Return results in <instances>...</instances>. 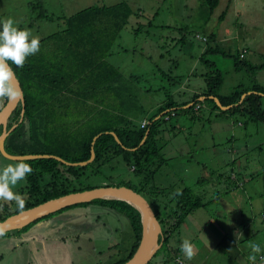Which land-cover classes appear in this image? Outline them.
<instances>
[{
	"label": "rangeland",
	"instance_id": "obj_1",
	"mask_svg": "<svg viewBox=\"0 0 264 264\" xmlns=\"http://www.w3.org/2000/svg\"><path fill=\"white\" fill-rule=\"evenodd\" d=\"M30 3L37 4L35 0H0V22L11 18L18 28L29 30L39 40L62 31L66 18L86 8L125 3L131 9L133 13L106 61L120 71L122 77L133 74L138 77L137 87L141 85L142 89L151 90V95L144 93L142 99V94L135 90V83L123 87L125 83L121 80V83L117 82L118 90L111 89L108 93V101L121 116L127 114L124 99L131 97L133 101L137 96L133 102L136 107L142 101V113L136 115L138 119L132 118L134 125L140 124L143 118H152L157 106L163 102L172 100L181 104L191 101L192 89H206V75L213 70L219 71L223 78L221 95H229L238 86L249 89L258 84L264 87V69L236 68L233 62L245 50L241 61L256 67L263 64L264 0H219L206 23L202 0H42L34 11H30ZM224 12L223 19L219 20ZM42 13L48 19L41 17ZM31 23L33 26L29 25ZM212 34L214 41H202ZM207 48L218 49L205 57L213 67H207L200 60ZM203 104L204 107L197 112H181L182 108L177 106L170 120L164 121L163 117L159 126L156 140L160 149L158 159L162 161L150 186L172 193L187 187L204 203L185 219V224L172 238L177 239L179 235L182 242L213 244L209 241L212 234L204 229L219 235L223 228L229 237V228L237 227L245 220L251 225L254 222L247 234L253 240L258 237L264 242V222L261 219L264 215V122L223 114L209 104ZM261 104L264 108V98ZM3 106L4 101H0V109ZM70 107V110L56 111L52 121L68 123L71 118L76 119V106ZM78 111H81L80 106ZM30 146L26 152L30 151ZM15 163L17 161L0 157V168ZM204 172L207 174L205 178L202 177ZM128 181L132 186L138 185L130 167L121 157H116L101 168V175L90 176L85 183L115 187ZM24 184V181L18 183L13 190L21 195L18 190ZM142 197L155 214L160 209L157 202L171 200L172 194L158 195L156 201L147 193H142ZM4 202L11 208L18 207L16 201ZM65 213V219L72 222L66 234L71 232L81 237L90 234V241H85L82 253H79L83 257H74V263L111 264L125 259L134 239L128 220L122 214L97 204L70 208ZM247 240L243 243L251 242ZM170 243L172 245V240ZM208 244L202 246L201 251L210 255L213 261L223 260L221 254L212 253L214 250L211 251ZM92 247L95 254H107L109 249L111 252L115 250V254L109 259L103 254L96 262L90 252ZM7 248L0 240V256H3L0 264H24L30 259L27 250L20 246L10 253ZM62 257L70 258L65 253ZM155 258L152 262L156 261ZM167 264L175 262L169 260Z\"/></svg>",
	"mask_w": 264,
	"mask_h": 264
},
{
	"label": "trees",
	"instance_id": "obj_2",
	"mask_svg": "<svg viewBox=\"0 0 264 264\" xmlns=\"http://www.w3.org/2000/svg\"><path fill=\"white\" fill-rule=\"evenodd\" d=\"M35 1L37 4L30 3V11H34V8L42 3V0ZM218 4L219 0H202L201 9L205 13V23ZM132 13L125 3L81 10L65 19V27L62 31L41 39L40 51L30 56L23 68L13 66L23 92L24 113L21 117L22 107L18 105L9 117L7 129L17 126L5 140V151L14 156L54 155L66 162L78 163L87 161L93 149L95 158L92 163L84 167H69L53 159L23 161L33 169L24 181L23 187L18 190L24 201L23 206L18 204V207L11 208L9 203L0 201V222L47 201L98 188L99 186H91L85 182L90 176L101 175V168L104 165L109 164L116 157H121L137 178L138 185L132 186L128 181L115 187L132 189L141 196L142 193H147L154 198V201L159 200L158 195L172 194L171 200L157 202L160 209L155 213L162 228L163 240L154 257L164 255L168 261L173 260L169 250L172 236L178 233L185 219L193 211L203 207L204 203L187 187L172 193L150 186L156 168L162 161L158 159L160 149L156 140L160 133V122L163 121V117L171 115L170 110L174 107V103L164 102L156 114L147 120V125L141 128L140 125H134L118 114L116 108L114 109L113 104L107 99L110 90H114V84L120 78V73L107 63L106 58L110 55L113 44ZM224 15L225 12L220 15L219 20L223 19ZM40 16L48 19L45 13ZM29 25L33 26L32 23ZM208 40L214 41L215 36L209 35ZM216 52H218L217 48H207L200 60L207 67H213L205 57ZM241 60L240 57L235 58L234 67L246 66L252 71L264 69V62L256 67ZM205 80L206 89L202 94L193 96L191 100L193 105L181 109V112L191 111L197 105L201 106L205 103L223 114L246 116L253 122H264V108L261 104L264 97L260 95H264V87L258 84H253L249 89L238 86L229 95L223 96L219 93L223 84L219 71H211L206 75ZM248 92L251 94H247ZM244 94L247 95L241 100ZM200 96L205 97L204 102L197 101ZM210 96L217 98L222 106L233 105V107L221 111L216 103L208 98ZM70 105L76 106L75 112H78L76 119L71 118L72 121L68 123L52 121L56 111L70 110ZM79 106L81 111H78ZM166 110L167 113L154 120ZM147 131L148 135L144 143L138 147ZM110 132L116 135L121 144L115 141ZM96 136L98 138L92 145ZM29 145H31L30 151L26 152L25 149ZM135 148H137L135 151H131ZM0 157L3 156L0 154ZM154 201L153 205H155ZM89 204L108 208L122 214L128 220L134 241L124 260L111 263L124 264L133 256L140 242L139 213L125 202L102 199L70 206L56 213ZM29 226L22 230H27ZM167 261L164 264H167Z\"/></svg>",
	"mask_w": 264,
	"mask_h": 264
},
{
	"label": "crops",
	"instance_id": "obj_3",
	"mask_svg": "<svg viewBox=\"0 0 264 264\" xmlns=\"http://www.w3.org/2000/svg\"><path fill=\"white\" fill-rule=\"evenodd\" d=\"M202 41H203V38H202ZM203 42H206V43L209 42L208 38H205V41ZM110 56L111 55H109V57ZM241 59H244V57ZM107 60H108V57H107ZM133 75H130L129 77L124 78L120 74V78L114 84V87H115L114 90H118L117 82L121 83V80H122L125 83L123 87L127 85L129 86V84L133 85L135 83V86H134L135 90H138L142 94V99H143L144 93L147 96L151 95L150 89L148 88L142 89L141 85L139 87L136 86V83H138V80H137L138 77L133 76ZM204 90L205 89L194 88L192 89L191 94L193 96L200 95L202 94ZM117 95L118 94H115V97H117ZM203 98H204L203 96H200L199 98H197V101L204 102L205 99L203 100ZM136 99H137V96L135 97L133 101L131 97H129L128 99H124L126 101V104L123 105V107L127 110L126 112L127 114H124V117L131 123L133 122L132 118L136 119L137 116H139L143 110L142 101L139 103L138 107H136L133 104V102ZM163 104L164 102L160 104L159 106H157L156 110H158V108ZM181 105H184V106H181ZM189 105L190 107L193 105V102H191L190 100L182 102L181 104L174 103L175 108L172 107L170 111L171 113H173L176 110L177 106L181 107L182 109H186L188 108ZM203 107H204V104L200 106L199 110H201ZM132 108L134 109L133 112L131 111ZM199 110H196L195 107L193 109V111L195 112ZM167 112L168 110L164 111L162 114L157 116L154 120L162 117ZM167 117H168V120H170L171 116L169 115ZM143 120L147 121L148 118L141 119L140 124H135V125L137 126L141 125ZM168 120H164V121H168ZM206 175L207 174L204 172L202 177L205 178ZM61 213H53V214H50L49 217L45 216L43 218L37 219L34 222L28 224L30 226L25 231H23L22 229L28 225L20 229L8 231L9 233L8 235H4V234L0 235V240H2L3 244H6L8 246L6 250L7 253L8 252L10 253L12 249H15L17 246H20L21 248H24L27 250L26 252L28 253L30 257V259L24 264H76V262L74 263L73 258L75 257L76 259H78L80 256L83 257V255H80L79 253H82L81 249L82 247L85 246V241L86 242L90 241V234L85 233L84 235H82V237L79 234L74 235L71 232L66 234L67 232L66 229H70L71 227L70 224L72 222L70 223V221L65 219V217L67 216V215H63V214H67L65 213V211ZM263 217L264 215L261 216L262 222H264ZM241 221H243V219H241ZM253 227H254V222L251 225L250 221L248 222L244 220L243 222H241V224H239V226L229 228V230L231 231L229 232V237L227 234V230L225 231L223 228L219 230L220 231L219 235L216 234L212 230L204 229L206 233L212 234V236H210L211 239L209 241H212L213 244H208L204 241L199 242L196 245L193 244L194 249H195V255L193 256L191 260L187 259L180 250V246L183 242L179 239V235L177 239L173 237L171 239L172 245L170 243V249H169L173 257L172 261H174L175 264H178L179 261L183 264H229V262L231 261L232 263L230 264H248L249 256L252 254L251 248L253 244H258L262 249L261 253L256 254V256L257 257L264 256V242L260 240L258 237L254 238L253 240V238L247 234V232L251 230L250 228H253ZM205 228H207V226ZM247 238H248L247 241L250 240L251 242L243 243V240H246ZM223 241L225 242L228 241V243L222 246L221 243ZM207 244L209 245L210 248H212L211 251L214 250L212 253H215L218 255L221 254L222 258L224 259L230 258V259L229 260L219 259V260L213 261L209 257L210 255H205L204 252L201 251V247ZM94 249L95 248L92 247L90 252L92 256L96 258L95 259L96 262L100 260L103 254H105L108 259L111 257V255L115 254V250L111 252L110 249L107 251V254L106 252L104 253L100 252L98 254H95ZM63 253H65L66 255L69 254L70 258L62 257ZM2 260H3V256H0V263H2ZM152 260L148 264H164V262L167 261L164 255H159L158 257H156L155 262H152ZM259 264H264V260H261Z\"/></svg>",
	"mask_w": 264,
	"mask_h": 264
},
{
	"label": "water",
	"instance_id": "obj_4",
	"mask_svg": "<svg viewBox=\"0 0 264 264\" xmlns=\"http://www.w3.org/2000/svg\"><path fill=\"white\" fill-rule=\"evenodd\" d=\"M17 86L21 89L18 80H17ZM247 94H251V92H248ZM247 94L242 95L241 100ZM260 95L264 97V95L262 94ZM208 98L212 99L221 111H227L233 107V105L222 106L219 100L215 97L210 96ZM204 99L205 97L203 98V100ZM18 105H21L22 107V111H21V117H22L24 113L23 92L19 100L12 101V102L6 101L4 106L0 109V127L2 129V132L0 134V154L3 157L11 161H27V160H34V159H53L69 167H84L93 162L95 158V153L93 149H91L90 158L87 161L78 162V163H69V162L64 161L60 157H57L54 155L14 156V155L8 154L5 151V147H4L5 140L7 136L11 133V131L17 125H14L10 129H7V122H8L10 115L13 113V111L17 108ZM189 107L190 105L188 106V108ZM109 134L114 136L115 141L118 144H121L113 132H110ZM147 135H148V131L145 133V136L142 139L138 147L142 146ZM98 136H96L93 139L92 145L95 143ZM136 149L137 148L131 149V151H135ZM98 199L122 201V202L129 204L135 210H137V212L140 215L141 238H140V242H139V245L135 253L124 264H148L154 258L155 254L158 252V250L160 249L162 245V240H163L162 228L151 206L148 204V202L141 195L137 194L132 189H129L126 187H111V186L98 187V188H94V189L87 190V191L68 194L60 198L47 201L34 208L24 210L15 215H12L8 217L7 219H5L4 221L0 222V232L5 233L11 230L20 229L34 222L37 219L43 218L45 216H49L50 214L56 213L64 208L74 206L77 204H81V203H89L91 201L98 200Z\"/></svg>",
	"mask_w": 264,
	"mask_h": 264
},
{
	"label": "clouds",
	"instance_id": "obj_5",
	"mask_svg": "<svg viewBox=\"0 0 264 264\" xmlns=\"http://www.w3.org/2000/svg\"><path fill=\"white\" fill-rule=\"evenodd\" d=\"M40 51V40L34 37L27 29H20L16 22L8 18L0 22V101H17L22 96L21 89L17 86L16 73L13 66L23 68L30 56ZM33 172L32 167L23 161L9 164L0 168V201H16L23 206V198L13 189ZM0 235H3L0 232ZM184 256L191 260L195 255L194 245L189 240H184L180 246ZM262 249L258 244H253L249 260L255 264L256 254ZM264 260V256L260 257Z\"/></svg>",
	"mask_w": 264,
	"mask_h": 264
},
{
	"label": "built area",
	"instance_id": "obj_6",
	"mask_svg": "<svg viewBox=\"0 0 264 264\" xmlns=\"http://www.w3.org/2000/svg\"><path fill=\"white\" fill-rule=\"evenodd\" d=\"M203 41H205V38H203ZM244 54H245V51H243V52L240 54V58H243V57H244ZM195 109H196V110H199V109H200V106L197 105V106L195 107ZM165 120H168V117H167V116H165ZM146 125H147V121H146V120H143L142 123H141V125H140V127L143 128V127L146 126ZM263 219H264V217H263ZM260 257H261V256H258V257H257V260L255 261V264H259V262H261ZM178 264H183V263H181V262L179 261ZM248 264H253V262L249 260Z\"/></svg>",
	"mask_w": 264,
	"mask_h": 264
},
{
	"label": "flooded vegetation",
	"instance_id": "obj_7",
	"mask_svg": "<svg viewBox=\"0 0 264 264\" xmlns=\"http://www.w3.org/2000/svg\"><path fill=\"white\" fill-rule=\"evenodd\" d=\"M11 116V115H10ZM9 120V119H8ZM7 124H8V122H7ZM0 129H1V127H0ZM1 132H2V129H1ZM1 134V133H0Z\"/></svg>",
	"mask_w": 264,
	"mask_h": 264
}]
</instances>
